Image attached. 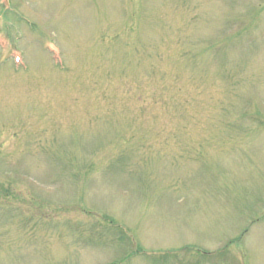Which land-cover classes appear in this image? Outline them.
I'll return each mask as SVG.
<instances>
[{"label":"rangeland","instance_id":"374dc122","mask_svg":"<svg viewBox=\"0 0 264 264\" xmlns=\"http://www.w3.org/2000/svg\"><path fill=\"white\" fill-rule=\"evenodd\" d=\"M0 264H264V0H0Z\"/></svg>","mask_w":264,"mask_h":264}]
</instances>
